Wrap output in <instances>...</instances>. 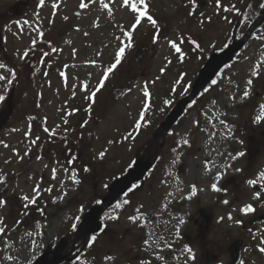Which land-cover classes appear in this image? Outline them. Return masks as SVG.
<instances>
[{"label":"rangeland","instance_id":"obj_1","mask_svg":"<svg viewBox=\"0 0 264 264\" xmlns=\"http://www.w3.org/2000/svg\"><path fill=\"white\" fill-rule=\"evenodd\" d=\"M58 1L62 13H45L55 0L43 6L40 0H30L24 13H0V64L4 65L0 75L5 76L0 80V96L4 97L0 101V201L6 202L0 205V228L4 229L0 233V264L34 263L70 233L72 224L80 222L87 206L104 195L132 157L155 150L157 126L182 93L185 73L195 69L200 57L192 50L190 54L183 41L188 13H224L217 0H196L195 5L189 0H145L157 25L141 20L121 64L92 98L119 48L128 42L125 33L138 14L124 7L123 0H84L88 4L84 9L79 7L81 0ZM132 2L143 10L139 0ZM45 24L58 29L62 37L58 49L42 59L37 52ZM171 42L180 46L182 59ZM140 45L149 46V51L137 66V80L123 96L115 98L113 85L131 79L130 72L136 68L131 57ZM25 51L29 54L22 58ZM249 95L244 98L231 81L221 79L207 89L202 103L166 136L156 165L137 183L144 182L142 188L125 195L121 207L114 206L105 215L120 239L113 245L96 244L101 250L93 260L103 264L108 246L122 258L123 252L116 250L125 248L128 240L139 234L153 242L152 248L171 251L190 247L194 252V240L184 245L181 238L197 231L194 219L203 209L211 217L203 231L207 249L218 255L223 251L224 264H230L229 246L241 240L240 264H264V253L259 251L264 247V222L259 219L264 215V181L259 179V173L264 172V122H257L264 97L254 107L246 105ZM142 112L144 120L137 129ZM247 116L249 129L244 134L242 122ZM253 128L258 135L251 138ZM101 151L105 152L103 159L99 158ZM241 151L245 156L238 157ZM73 173L79 184L72 182ZM218 174H222L219 181ZM250 179H256L257 184L249 185ZM213 183L225 191H213ZM193 186L197 194L188 199ZM37 187L38 193L34 191ZM49 188L51 192L46 191ZM125 200L133 202L128 209ZM249 204L255 211L245 214L242 209ZM113 216L118 219H111ZM130 216L138 217L137 222L130 221ZM99 239L104 242L107 236L104 233Z\"/></svg>","mask_w":264,"mask_h":264},{"label":"flooded vegetation","instance_id":"obj_2","mask_svg":"<svg viewBox=\"0 0 264 264\" xmlns=\"http://www.w3.org/2000/svg\"><path fill=\"white\" fill-rule=\"evenodd\" d=\"M53 0H45L44 4H49ZM231 2L229 4V11H224V5L227 2ZM30 0H19V2H15L14 0H0V5L3 6V8H0V13H17V12H25V9L29 7ZM53 4L58 5V7L54 8ZM264 4V0H243L242 4H239V0H220V7L224 11V13H188L187 16V30L183 32V41L188 46L189 52L191 54V50L197 53L200 57L199 60H197V65L194 70L190 71L188 70L185 73V80L184 83L181 85L183 87V91L181 94L178 95L176 99L173 100L171 107L168 109V112L166 115L169 114L172 110L175 109V104L178 103V101L182 98H186L190 96L193 85L198 77L199 72L205 65V62L207 60L216 54H220L225 50H228L229 47L233 43H239L243 39L244 44L243 46L237 50L233 54V57L229 63L225 64L223 67L220 68V70L217 72L215 78L208 84L206 87L201 88L196 94V98L189 102L187 106L184 108L183 116H181L175 124H173L171 131L175 128L176 125H179L180 121H182L187 115V113L195 107V105L201 104L202 99L204 97V93H206L207 89L218 79L223 80L224 82L231 81L233 83V87L238 92H245L248 91V93L251 92L249 95L248 101H246V105H253L255 107V103L257 100L264 97V18L262 21L256 25L257 19L261 17V15L264 14V8H261L260 5ZM51 7L50 10L46 11L45 13H62V11L59 9V1L55 0V3H50ZM217 5V1H216ZM235 6L236 10H232V6ZM206 6V4H204ZM79 13V12H76ZM225 17L227 19H225ZM203 21V23H201ZM48 23V21H47ZM254 26V28H253ZM250 29L252 31H250ZM62 37L61 33L57 30L51 29L50 25H46L43 29V33L40 40V49L37 53H40L42 56V59L47 58L53 49H58L60 38ZM158 38V34H156V37H154V41H156ZM195 42V43H194ZM199 45V48L196 47V45ZM142 46V45H141ZM140 46L137 47V49ZM45 53L47 55H45ZM37 55V54H35ZM137 50L135 53V57H131V60L134 58L135 60V70L134 73L130 72L131 79L127 80L126 83H120L113 85V88L116 89H124L123 95L127 92V90L130 89L131 84L137 80V66L143 63V58L139 59L137 58ZM191 59L193 58L192 55ZM34 60V59H33ZM32 61V60H31ZM259 65V68L256 66ZM117 68V67H116ZM115 68V70H116ZM126 70H128V66H126ZM258 71L259 76H253L252 72ZM128 75V74H127ZM144 75V69H142L141 76ZM126 77V76H125ZM127 79V77H126ZM251 79L253 83L251 85L247 84V81ZM243 84L249 86L245 90H240L243 87ZM122 95V96H123ZM198 110V108H197ZM200 110H198L199 112ZM166 115H164V118L160 121L159 124H161L164 119L166 118ZM249 117H244L243 123V129L242 133L245 134L247 129H249L248 126V119H245ZM158 124V126H159ZM169 132V134L171 133ZM252 132L255 133V135H252L251 138H254V136L258 135L257 128H253ZM263 133V132H262ZM168 134V135H169ZM156 132H155V146H157L156 142ZM155 151V150H154ZM149 156H143L138 157L134 159L131 158V161H129V165L124 167L123 172L117 174L113 177L112 183L121 177H123L124 173L131 169L134 164L139 160L140 158H143L145 160L148 159ZM156 165V163H155ZM154 165V166H155ZM154 168V167H153ZM152 168V169H153ZM151 169V170H152ZM150 170V172H151ZM149 174V173H148ZM147 174V175H148ZM147 175L145 178H147ZM110 183V186L111 184ZM144 185L143 183L140 184H132L131 188L128 189V192L125 194H133L139 189V187L142 188ZM103 192L104 195H101V197H98L97 200H95L91 205L87 206L85 209V214L92 210L93 208H99L102 206V199L103 197L109 192V188ZM260 190V189H259ZM121 196L110 208H104L102 207L99 211V218L100 222L102 223L101 230L98 232L97 235H91L88 234L86 237V241H83V235H81L80 238L75 239L71 242H69L66 246H64L61 250V255L66 256L67 259L63 260L61 264H73V263H80L81 261H91L92 264H100L98 262V259H94L93 257L96 255L95 253L101 249H99L100 246H106L109 243L111 245L115 244L120 239V233L118 230L113 229L110 224H113L111 221L107 223V219L105 215L110 214V210L112 207L116 206L117 204H121V199L124 198V196ZM133 202L127 203L128 208L132 206ZM139 205V204H137ZM198 217L194 219V225L197 228V231L195 233H192L193 230L189 231V235L183 234L182 241H185V244H191L190 242L194 240L196 244L194 246L197 247V249L194 251L195 253V260H192L189 256V253L185 250H160L156 248H152L150 246V243L148 239H144V235L139 234L137 236H132L128 240V242L125 244V248L121 249L120 247L116 251H122L124 256L122 258H119L115 256L114 250L111 246L107 247V250L105 251L107 255H105V258L103 260V264H224V253L223 251L219 252V255L216 254V252H213L210 249H207L206 244L203 243V241H206L204 238L205 235L203 231L208 228L209 223L211 222V217L209 215H205V211L203 209H199L197 212ZM80 222H82L80 220ZM77 222V227L75 230L70 227L69 231L70 233L67 234V236H62L61 240H65L71 236H75V233L80 230L81 223ZM264 224V223H263ZM144 227L141 228V231L144 233ZM128 231V230H125ZM132 234V231H128ZM107 236V239L102 242L99 237L101 235ZM126 237L128 235L127 232L123 233ZM96 236L97 239L95 242L92 241L91 237ZM99 241V242H98ZM102 242V243H101ZM99 247H96L97 245ZM57 245V244H56ZM52 247L51 249H47L44 251V253H47V260L46 264H49L53 259V252L56 248ZM91 245V246H90ZM122 244H120L121 246ZM89 247V249H88ZM94 247V248H93ZM121 249V250H120ZM88 250V251H87ZM92 250L94 255L91 256ZM113 250V251H112ZM108 256L113 257V259L109 260L107 259ZM70 259V260H69Z\"/></svg>","mask_w":264,"mask_h":264},{"label":"water","instance_id":"obj_3","mask_svg":"<svg viewBox=\"0 0 264 264\" xmlns=\"http://www.w3.org/2000/svg\"><path fill=\"white\" fill-rule=\"evenodd\" d=\"M262 18H264V14L261 15V17L258 19V21L255 23L254 26L258 25L260 21H262ZM253 26V28H254ZM250 31H252L250 29ZM244 39L239 43H233L228 50L223 51L220 54H216L211 56L207 62H205V65L201 69V71L198 74V78L194 83L192 94L187 97L186 99H183L176 104L175 110L170 112L169 115H167L165 121L158 126L157 134L161 132L160 135L157 136V149L153 153L151 157L147 161L140 159L136 165L128 171L125 176L122 179H119L111 186L110 188V196L106 197L104 199V205L110 206L112 203L123 193L127 191V189L130 188L131 184L137 183L141 181L144 176V174L149 171V169L152 167L154 162L156 161V157H158L159 153L163 149L164 142H165V136L169 132L171 126L178 120L180 116L183 115V107L186 104H189V102L195 98L196 93L201 87L207 86V84L216 76L217 72L220 70L221 67H223L225 64L229 63L231 61L233 54L239 50L243 44ZM148 51L147 47H140L138 58H142L143 55H145ZM122 90H117L115 92V98L119 97L122 94ZM100 208L93 209L83 220V224L85 226L84 232L90 233V234H96L98 233L101 224L98 222V215ZM262 220H264V216L261 217ZM78 236V234L76 235ZM67 242H62L58 244L59 246L54 252V257L52 261L49 264H60L63 259H65V256H61L60 249L62 248L63 244H66ZM242 241L237 240L229 246L230 254L233 258V262L231 264H238L241 260L242 256ZM47 255H42L40 258H38L33 264H46Z\"/></svg>","mask_w":264,"mask_h":264},{"label":"snow or ice","instance_id":"obj_4","mask_svg":"<svg viewBox=\"0 0 264 264\" xmlns=\"http://www.w3.org/2000/svg\"><path fill=\"white\" fill-rule=\"evenodd\" d=\"M44 2H45V0H40V5L43 6V5H44ZM102 2H103V0H102ZM189 2H190V4L195 5L196 0H189ZM139 4H142V5H143V10H140V9L138 8L137 3H133L132 0H123V6H124V7H127V8H131V11H132L134 14H138V15H137L136 18H135V22L131 25V29L125 33V35L128 36V42H127L123 47H120V48H119V51L116 53V56H115V62H114L110 67H108V69H107V73L103 76V78L100 80V82H99V84H98L96 90L92 93V98L95 97L96 92H98L100 89H102V88L104 87V81H106V80L108 79V74L112 73L113 70H114L118 65L121 64L122 58L125 56V50H126V48L132 46V45H131V41H132V38H133V37H132V34L135 32L137 26L141 23V20H143V19L146 18L147 21H149L153 26H156V25H157V21L153 18V16L150 15V14H148V7H149V6H148V4L145 2V0H139ZM217 6L220 7V0H217ZM53 7L56 8V7H58V5L53 4ZM79 7L82 8V9L87 8V7H88V4L85 3L84 0H81V3H80V5H79ZM104 7H105V8L111 13L112 9L108 6V4L105 3V4H104ZM260 7H261V8H264V4H261ZM223 10H224V11H229L228 8H224ZM232 10H236L234 5L232 6ZM190 14H192V13H190ZM65 19H67V17H65ZM225 19H227V18L225 17ZM201 23H203V21H201ZM41 34H42V33H41ZM117 39H119V37H118ZM194 43H195V42H194ZM33 46H34V45H33ZM171 47H172L173 49H175V51H176L177 53H180V55H181V59H182V58H183V53L181 52V48H180V46H179L176 42H171ZM196 47L199 48V45L197 44ZM53 51H56V49H53ZM28 54H29V53H28L27 51H25V52L23 53V57H22V58H26V57L28 56ZM45 55H47V54L45 53ZM256 67L259 68V65H257ZM0 68H4V65H3V64H0ZM252 75L258 77V76H259V72H258V71H253V72H252ZM12 76L15 77V73H14V72L12 73ZM0 80H5V76L0 75ZM9 83H11V81H9ZM252 83H253V81H252L251 79H249V80L247 81V84H248V85H251ZM84 87H85V89H87V85H84ZM144 95H145L146 98H149V97H150V93H149L148 91H145V92H144ZM248 95H249L248 91H245V92L243 93V97H244V98L248 97ZM3 99H4V97H3V96H0V101H2ZM232 99L234 100L235 97H232ZM143 120H144V113L142 112L141 115H140V119H139V121H138V122L136 123V125H135V127H136L137 129H139V128L142 126V122H143ZM257 122H258V123H259V122H264V105H261V115L257 117ZM221 123H223V121H221ZM45 131H48V129H45ZM129 135H131V134H129ZM126 138H127V137H126ZM33 143H35V141H33ZM184 143H185V144H188V141H185ZM5 147H7V145H5ZM17 155H19V154L17 153ZM104 156H105V152H104V151H101V152L99 153V158H100V159H103ZM237 156H238V157H243V156H245V153H244L243 151H241V152H239V153L237 154ZM235 158H237V157H233V159H235ZM229 167H230V165H229ZM84 171L87 172V171H90V169L85 168ZM236 171H242V169H236ZM53 173H55V169H53ZM221 178H222V174H218L217 177H216V180L219 181ZM71 179H72V182H73L74 184H79V183L81 182L79 179L76 178V174H75V173L72 174ZM259 179L262 180V181H264V172H260V173H259ZM247 183H248L249 185H253V186H255V185L257 184V180H256V179H250V180L247 181ZM211 188H212V190L215 191V192L225 191V189H222L221 187H219V186L217 185V183H213V184L211 185ZM34 191H36V192L38 193V192L40 191V189L37 187L36 189H34ZM46 191L51 192L52 189L49 188V189H46ZM196 194H197V189H196L195 186H193L192 189H191V196H189L188 199H191V198H192L193 196H195ZM65 195H67L66 192H65L61 197H59V199H63V196H65ZM256 198L259 199V193L256 194ZM24 199H25V200H28V197H25ZM54 202H55V201H54ZM128 202H129V201H127V200L124 201L125 204H127ZM4 203H6V202H4V201H0V205H2V204H4ZM31 203H32V204H35L36 201H35V200H32ZM223 203H224V204H228V201H227V200H224ZM27 206H28V205L25 204V207H27ZM116 207H117V208H120L121 205L117 204ZM42 211H43V210H41V212H42ZM81 211H83V209H81ZM137 211H139V209H137ZM242 211H243L245 214H247V213H252V212L255 211V208H254L251 204H249V205H247L244 209H242ZM110 218H111V219H118V217H115V216L110 217ZM79 219H80L79 217H76V220H77V221H79ZM229 219H231V217H229ZM129 220L132 221L133 223H136L137 220H138V217H136V216H130V217H129ZM237 222L240 223L239 221H237ZM0 223H3V221L0 220ZM181 223H183L182 220H181ZM76 227H77L76 223H73V224H72V229L75 230ZM3 231H4V229H3V228H0V233H3ZM29 235H31V234H29ZM91 239H92L93 242H95L96 239H97V237H96V236H93V237H91ZM261 244H264V240L261 241ZM90 246H91V245H90ZM33 247H37V245H35L34 242H33ZM186 251L189 253L190 258H191L192 260H195V253L193 252V249L189 247V248L186 249ZM259 251H260L261 253H264V247H260V248H259ZM9 259H11V257H10ZM107 259L111 260V259H113V257L108 256Z\"/></svg>","mask_w":264,"mask_h":264},{"label":"trees","instance_id":"obj_5","mask_svg":"<svg viewBox=\"0 0 264 264\" xmlns=\"http://www.w3.org/2000/svg\"><path fill=\"white\" fill-rule=\"evenodd\" d=\"M154 146H155V144H154ZM151 153V151L149 152V153H147L146 155H148V154H150Z\"/></svg>","mask_w":264,"mask_h":264}]
</instances>
